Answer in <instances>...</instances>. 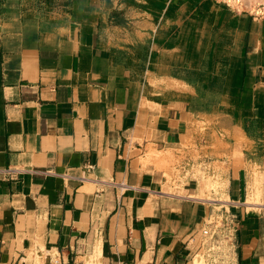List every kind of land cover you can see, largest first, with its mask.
Wrapping results in <instances>:
<instances>
[{"label": "crops", "instance_id": "crops-1", "mask_svg": "<svg viewBox=\"0 0 264 264\" xmlns=\"http://www.w3.org/2000/svg\"><path fill=\"white\" fill-rule=\"evenodd\" d=\"M189 1L154 5L162 19L179 9L183 17ZM193 3L188 13L203 4ZM117 5L74 0L53 17L19 16L13 30H0V264H33L30 254L41 247L45 264H84L97 244L101 264H195L200 226L215 206L231 218L233 264H264V20L216 17L206 7L208 15L190 18L210 25L204 40L202 29L198 43L186 40L202 41L204 55L171 58L160 70L202 92L196 107L152 94L142 51L118 43ZM175 30L158 21L150 33L173 39ZM216 111L250 139L231 137L228 148L198 156L225 168L223 198L202 190L209 179L170 176L196 162L183 148L196 115ZM193 137L199 144L214 135ZM171 153L186 154L183 166ZM257 165L252 192L261 193L253 203Z\"/></svg>", "mask_w": 264, "mask_h": 264}, {"label": "rangeland", "instance_id": "rangeland-1", "mask_svg": "<svg viewBox=\"0 0 264 264\" xmlns=\"http://www.w3.org/2000/svg\"><path fill=\"white\" fill-rule=\"evenodd\" d=\"M72 1L74 0H4L6 5L0 8V30H13L15 24L19 22V16L31 18L33 15L38 16V12H43L46 16L53 17L57 15V13H60V10L65 11L66 7L69 3H72ZM75 1L78 2L79 0ZM107 1L110 3L118 2V8L121 6V12L115 20V30L120 38L118 43L130 47L132 46L133 48L137 47L142 51L143 55L141 61L146 64L147 72L145 77L152 94L158 97L189 99L193 101L196 107L200 106L201 99L198 95L202 98V92H196V90L189 87L185 80L177 77V79L174 80L175 76H167L165 71L160 70V67L164 68L167 63L174 64L176 62L175 60H180L181 62L187 60V56L191 53V55L195 56V60L197 61L202 58L205 52L202 41L199 47H196L194 43H198L199 29H202L200 35V39L202 40L203 34L208 33L210 25H208V23L200 26V23L198 24L199 20L195 19L203 15H208L209 12L204 13V11L209 10L211 12L212 9L210 4H213L216 5V17H220L219 14L223 12L233 16L236 14H243L252 18L264 20V0H201L203 4L198 6L199 12L195 10L194 12L188 13L194 7L192 0L181 6L182 13H187L183 15V17H181V10L179 9L177 14L173 15V17L168 14L163 19L161 18L163 9H159L154 5L155 1L159 0ZM226 3H228V5ZM192 17L195 19H190ZM189 19L190 21L193 20L192 23L198 27V29L195 28L197 31L189 28L191 23ZM158 21H163L164 24L174 23L177 27L175 33L179 32L178 38H168L169 34L165 31L162 32L164 34L163 38L158 36V31L157 35L154 37V34L150 32L154 33ZM188 21L190 23H187ZM186 27L188 28L186 29ZM187 39H191L194 43L189 40L186 41ZM176 42L178 44H174ZM170 43L174 44L173 47L170 46ZM203 43L205 42L203 41ZM154 45L160 50L158 55H156L152 49ZM165 49L172 50V54L174 55H166L169 54L167 53L169 51L163 54ZM209 49L210 48L207 47V50ZM212 51L213 49L210 52ZM171 58L175 60L171 61ZM196 64L198 65L199 63ZM202 66H204V64H202ZM210 97L214 99L218 96H214L211 93ZM223 118H225V116L218 111L212 115H208L204 112L196 115L192 123V130L189 131V135L183 147H189V154L194 156L196 162L193 165L190 164L189 168L186 170H184L183 167L178 170L174 169L170 175L171 177H177L182 182L187 180L191 174L199 180L204 181L209 179L210 185L204 183L201 188L203 191H208V195L214 198H219V196L222 198L224 197V192L226 191L225 182L227 180V178L223 176L225 168L222 165L206 167V165L197 162L198 156H201L204 152L206 153L209 148H214V150H218L219 147L228 148L230 146L231 137L235 138L237 141L250 142V139L246 138L247 136L244 128L240 126L231 128L230 125L222 122ZM198 130H211L214 138L210 139L208 142L203 141L197 144L195 143L193 132ZM185 156L186 154H182V156L177 157L174 153H171L168 154V159H176L180 165H182ZM258 166L260 165L255 166L253 172L254 179H251L249 182V198L254 189L255 172ZM215 208L216 209L212 211L211 215L206 218L204 223L200 226L199 238L197 240L200 244V249L196 253H200L204 256L205 259H203V261L205 262L203 264H212V262L214 264H233L235 260L233 247L234 230L231 224V218L228 212L222 211L221 206H215Z\"/></svg>", "mask_w": 264, "mask_h": 264}, {"label": "bare ground", "instance_id": "bare-ground-1", "mask_svg": "<svg viewBox=\"0 0 264 264\" xmlns=\"http://www.w3.org/2000/svg\"><path fill=\"white\" fill-rule=\"evenodd\" d=\"M231 1V0H230ZM210 7H211V9H212V11L213 12H215L216 11V5H213V4H210ZM206 20V18L205 17H201L200 19H199V22H198V24L200 23V24H202L204 21ZM189 21H190V19H189ZM187 22V23H190V26H189V28L190 29H193V30H195V31H197L196 29H198V27H196L195 26V24H193L192 23V21H190V22ZM196 23V22H195ZM187 25V24H186ZM188 27H186V29H187ZM196 28V29H195ZM185 30V29H184ZM181 35V34H180ZM177 78L175 77L174 78V80H176ZM173 80V79H172ZM259 167H261V165L260 166H258L256 169L258 170V168ZM256 172H258V171H256ZM253 184V183H252ZM257 184V182H255V185ZM253 188H255V187H253ZM256 191H253L252 193H251V196H250V202H256V201H258V199H259V188L258 187H256V189H255ZM261 193V192H260ZM257 203V202H256ZM250 205H254V204H250ZM100 243V242H99ZM97 245H99V244H97ZM97 245H96V248H95V250H93V252H91L90 254H87V256L85 257V264H101V262H102V251H101V244L97 247ZM41 251L40 250H36V251H34L33 250V252H31V254H30V256H31V258H33V264H45V252H43V250H44V247H41ZM203 259H205L204 258V256L202 255V254H198V255H196V257H195V259H194V262H195V264H203L205 261H203Z\"/></svg>", "mask_w": 264, "mask_h": 264}, {"label": "built area", "instance_id": "built-area-1", "mask_svg": "<svg viewBox=\"0 0 264 264\" xmlns=\"http://www.w3.org/2000/svg\"><path fill=\"white\" fill-rule=\"evenodd\" d=\"M226 4L228 5V3H226ZM54 264H64V263H62L61 260L56 259L55 262H54ZM65 264H79V263H76V261H75L73 263H65ZM212 264H214V263L212 262Z\"/></svg>", "mask_w": 264, "mask_h": 264}]
</instances>
